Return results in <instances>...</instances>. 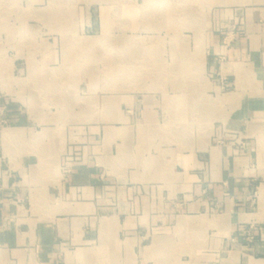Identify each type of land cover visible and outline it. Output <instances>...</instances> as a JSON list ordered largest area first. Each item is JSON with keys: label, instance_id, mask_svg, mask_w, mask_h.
Returning a JSON list of instances; mask_svg holds the SVG:
<instances>
[{"label": "crops", "instance_id": "crops-1", "mask_svg": "<svg viewBox=\"0 0 264 264\" xmlns=\"http://www.w3.org/2000/svg\"><path fill=\"white\" fill-rule=\"evenodd\" d=\"M258 4L254 20L264 15V0ZM247 36L245 49H238L246 61L228 67L234 87L222 95L228 108L233 106L218 115L228 130L249 137L246 148L236 149L233 142L200 145L193 139L185 151L176 143L168 146L177 137L161 132L159 109L151 96L136 122L124 108L134 104V94H107L98 113L106 136L96 156L99 165L82 162L60 188L52 183L35 188L28 180L36 176H29L26 168L35 162L42 170L54 168L64 131L60 125L39 131L29 127L32 139L39 142L36 157L22 153L14 163L0 153V264H135L132 252L139 229H147L148 235L151 229L159 230L148 241L144 235L142 264H264V23H254ZM188 82L192 111L207 97L199 82ZM60 97L65 107L57 116L62 119L94 115L87 105L72 109V97ZM206 106L209 123L215 119V105ZM30 116L36 124L33 116L38 112ZM13 117L6 129L20 128L22 134L28 128L25 115ZM103 167L113 175L110 182L130 184L125 192L112 186L120 196L116 208L101 178ZM199 170H205V184L193 182ZM183 177L193 183L184 185ZM182 193L190 198L184 207L172 202ZM26 194L28 206L17 201ZM215 202L217 209L211 208ZM25 207L29 214H23ZM9 214L16 221L5 229L2 221ZM250 229L255 238L248 242ZM230 236L237 242L225 249Z\"/></svg>", "mask_w": 264, "mask_h": 264}, {"label": "rangeland", "instance_id": "rangeland-1", "mask_svg": "<svg viewBox=\"0 0 264 264\" xmlns=\"http://www.w3.org/2000/svg\"><path fill=\"white\" fill-rule=\"evenodd\" d=\"M260 1L0 0V153L14 163L22 153L36 157L39 142L32 139L29 127L39 131L43 126L60 125L64 140L55 167L42 170L35 162L26 168L29 176L41 177L36 182L29 179L31 186L52 183L60 188L80 163L99 165L96 156L104 149L106 136L98 113L107 94H134V104L124 108L136 122L144 116L151 96L159 109L161 132L177 137L168 146L176 143L185 151L193 139L200 145L233 142L236 149L246 148L249 137L228 130L218 115L233 106L228 108L220 98L234 87L233 70L228 67L246 61L238 49H245L254 23H264V15L254 20ZM190 80L199 82L200 92L207 97L192 111L187 104ZM204 81L206 86L201 84ZM63 94L74 99L72 109L79 111L87 105L94 115L57 116L65 107L60 99ZM211 102L216 114L208 123L206 103ZM18 112L27 119L28 128L22 134L20 128L6 129ZM37 112L38 117H33L38 125L30 116ZM204 171L195 172L193 182L205 184ZM112 177L103 167L101 178L116 208L117 189L125 192L130 184L110 182ZM183 180L184 185L193 183L191 178ZM113 185L118 188L112 189ZM188 199L182 193L172 202L184 207ZM17 201L28 206L29 195ZM211 208H219V202ZM29 212L25 207L23 214ZM15 221V215H6L1 226L12 228ZM147 232L139 229L136 235L135 264L143 261L144 235L148 241L159 234L158 229ZM234 238L226 240L225 249L233 248Z\"/></svg>", "mask_w": 264, "mask_h": 264}, {"label": "built area", "instance_id": "built-area-1", "mask_svg": "<svg viewBox=\"0 0 264 264\" xmlns=\"http://www.w3.org/2000/svg\"><path fill=\"white\" fill-rule=\"evenodd\" d=\"M254 238H255V236H254L253 232L251 231V229L250 230H247V239H248V242L253 241ZM234 240H236V238H234Z\"/></svg>", "mask_w": 264, "mask_h": 264}, {"label": "bare ground", "instance_id": "bare-ground-1", "mask_svg": "<svg viewBox=\"0 0 264 264\" xmlns=\"http://www.w3.org/2000/svg\"><path fill=\"white\" fill-rule=\"evenodd\" d=\"M151 57H153V56H151ZM154 58H155V57H154ZM152 59H153V58H152ZM119 66H120V65H119ZM169 70H170V69H169ZM230 94H231V93H230ZM220 98L222 99V98H224V96H221ZM6 136H7V135H6Z\"/></svg>", "mask_w": 264, "mask_h": 264}]
</instances>
